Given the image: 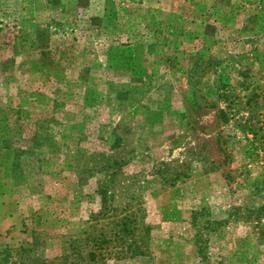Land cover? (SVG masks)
<instances>
[{"label":"rangeland","instance_id":"1","mask_svg":"<svg viewBox=\"0 0 264 264\" xmlns=\"http://www.w3.org/2000/svg\"><path fill=\"white\" fill-rule=\"evenodd\" d=\"M0 264H264V0H0Z\"/></svg>","mask_w":264,"mask_h":264},{"label":"trees","instance_id":"2","mask_svg":"<svg viewBox=\"0 0 264 264\" xmlns=\"http://www.w3.org/2000/svg\"><path fill=\"white\" fill-rule=\"evenodd\" d=\"M213 61V58L208 57L206 61L202 59V63L205 66L209 65L210 67H214V64L211 62ZM228 82L223 79V77L220 75L215 82V87H214V93L213 95L211 94L210 96H206L204 99L203 105L205 107L213 108L215 110V114L218 120V123L224 124L228 121V117L232 115L230 110V106L232 105L231 102H229L225 107H220L218 105V101L220 98L225 97L226 99L229 97V90H228ZM219 139H221V136H219ZM199 251L202 252L203 247L202 245H199Z\"/></svg>","mask_w":264,"mask_h":264}]
</instances>
